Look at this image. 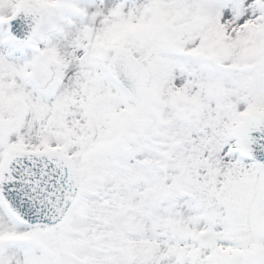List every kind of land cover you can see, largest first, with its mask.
Listing matches in <instances>:
<instances>
[{"label": "snow or ice", "instance_id": "snow-or-ice-1", "mask_svg": "<svg viewBox=\"0 0 264 264\" xmlns=\"http://www.w3.org/2000/svg\"><path fill=\"white\" fill-rule=\"evenodd\" d=\"M0 264H264V0H0Z\"/></svg>", "mask_w": 264, "mask_h": 264}]
</instances>
